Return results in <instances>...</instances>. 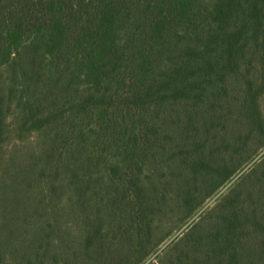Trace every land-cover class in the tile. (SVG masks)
I'll return each instance as SVG.
<instances>
[{"label":"trees","instance_id":"16d2710c","mask_svg":"<svg viewBox=\"0 0 264 264\" xmlns=\"http://www.w3.org/2000/svg\"><path fill=\"white\" fill-rule=\"evenodd\" d=\"M264 147V0H0V264H141ZM149 264H264V155Z\"/></svg>","mask_w":264,"mask_h":264},{"label":"rangeland","instance_id":"374dc122","mask_svg":"<svg viewBox=\"0 0 264 264\" xmlns=\"http://www.w3.org/2000/svg\"><path fill=\"white\" fill-rule=\"evenodd\" d=\"M262 155H264V147L261 148L260 150H258V152L250 160H248L246 163H244V165H242L236 171V173L232 177H230V179H228L214 194H212L210 197L206 198L204 200V202L202 203V205L197 210H195L194 214L186 222H184L177 229H175L172 232V234L163 243H161L154 250V252L151 253L141 264H149V263H152V262H156L157 261V256H159V254H161V252L173 240H176L177 238H179L183 234V232L188 227H190L192 222L194 220H196L197 217L202 212H204L205 210H207L208 208L213 206L218 201V199L223 194H225L229 190V188L232 187L240 179V177H242L253 166V164L256 163L262 157Z\"/></svg>","mask_w":264,"mask_h":264}]
</instances>
